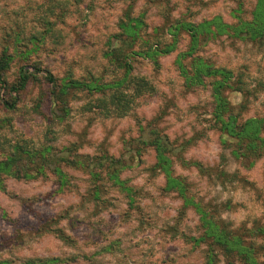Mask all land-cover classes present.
Wrapping results in <instances>:
<instances>
[{
	"label": "rangeland",
	"instance_id": "1",
	"mask_svg": "<svg viewBox=\"0 0 264 264\" xmlns=\"http://www.w3.org/2000/svg\"><path fill=\"white\" fill-rule=\"evenodd\" d=\"M257 2L0 0V58L8 62L0 73V162L22 150L34 156L19 163H30L31 176L0 173V264H205L201 210L231 228L264 224V155L249 162L237 153V140L214 125L213 80L190 86L180 64L191 70L198 57L242 76L253 94L247 101L227 94L237 122L264 125L263 46L209 31L212 39L180 57L191 47L188 25L251 20ZM130 20L140 22L139 54H129L126 81L98 93L77 87L60 110L47 73L58 84L118 83L125 61L109 53ZM22 69L29 78L17 90ZM142 79L150 88L137 94ZM114 93L124 95L122 105L129 101L126 112ZM148 126L172 142L170 171L185 189L167 187L153 147L140 149L119 183L104 174L91 179L73 162L130 154ZM40 152L65 154L72 164L64 174L46 173Z\"/></svg>",
	"mask_w": 264,
	"mask_h": 264
},
{
	"label": "trees",
	"instance_id": "2",
	"mask_svg": "<svg viewBox=\"0 0 264 264\" xmlns=\"http://www.w3.org/2000/svg\"><path fill=\"white\" fill-rule=\"evenodd\" d=\"M126 25V35L122 38V43L117 44L112 48L109 55L116 58V61L121 65V58L125 61V77L118 83L114 84H101V85H89L85 81H79L76 79H69L67 82L58 84L56 78L47 73V78L52 88V98L59 105V109H65L67 104L66 94H70L72 90L77 87H83L96 91V93L105 90L112 86H121L127 79L129 70L128 62L129 54H139L135 50V38L139 36L140 22L138 20ZM184 28H186L184 26ZM188 29L191 33V47L189 51L185 54L180 55L181 58H185L186 55L191 54L193 46H198L201 40L207 39L208 32H211V37L217 36L219 33H224L232 37L243 38L264 47V0H258L255 10L253 12V17L251 20L238 21L235 25H228L221 22V18L215 17L211 21H207L203 24L198 25H188ZM128 30V32H127ZM210 37V36H209ZM210 37V39H212ZM131 41L128 45V49H125L127 41ZM127 50V51H125ZM129 50V51H128ZM157 53L153 52L151 57ZM180 59V58H179ZM194 65H192L191 70H186L182 63L183 74L186 78L187 84L190 86L197 84H205V79L209 78L212 81V86L214 88V98L216 106L214 109L213 119L215 120L214 125L221 129L222 134H227L229 137L236 139V145L238 154L242 151L243 158L253 162L264 155V125L259 118H253L246 120L242 123L237 122L238 114L234 112V106L228 98V90L240 93L247 101L249 96L253 94L251 90L247 88V84L244 82L242 76H234L231 71H226L223 68H214L210 62L196 57ZM8 68V62L3 58H0V73ZM127 68V69H126ZM29 75L27 71L21 70L19 87L20 90L25 87L28 81ZM194 80V82L192 81ZM147 86V87H146ZM150 88L148 87V81L145 79L138 80L135 86V93L142 94L144 90ZM124 95L121 93L117 96L114 93L110 95V99L118 101L121 104ZM129 101H126L128 103ZM122 105L119 111L124 113L128 109V104ZM245 103L242 104L244 106ZM149 130L148 134L146 131ZM143 136L139 138L137 149L131 150L130 154H121L119 157L113 155H102V156H86L81 160H73L77 164L81 165L82 170L88 174L91 179L93 177H98L102 179V175L107 179L121 182L119 174L122 170L130 168L135 160L140 157V149L144 147H153L156 152L157 163L156 166L163 172L166 176L167 187L177 185L180 190L185 189L181 186V180L173 176L170 171L171 166V156L175 155V150L172 147V142L166 135H162L161 132L156 127H146L143 129ZM146 134V135H145ZM130 144H128L129 146ZM43 158V166L41 169L44 172H53L54 174H64L65 168H69V164L72 161L67 159L65 154L63 155H52L40 152ZM125 155H128L126 157ZM177 156V155H175ZM30 153L22 150L14 153V156L8 160L0 162V173L9 174L12 172L13 175L19 174L21 177L26 175V177L31 176L29 172L32 170L29 167V162H25L27 165L20 166L19 163L22 162L24 158L32 159ZM18 160V165L15 163ZM251 160V161H250ZM15 168V169H14ZM67 168V169H68ZM39 170V169H38ZM41 171V170H39ZM97 193L101 190L99 187H95ZM127 191H132L129 187L126 188ZM182 194V193H181ZM185 195V191L183 193ZM182 194V196H184ZM209 205H203L207 207ZM200 223L202 224L204 231L202 235L198 238L199 241L205 245V264H220L225 262L226 264H264V244L260 243L259 240L264 241V224L261 225L256 222L251 228L241 226L236 228H231L224 221L216 220L214 212L209 213L207 211L201 210ZM27 264H36L35 261H28Z\"/></svg>",
	"mask_w": 264,
	"mask_h": 264
}]
</instances>
